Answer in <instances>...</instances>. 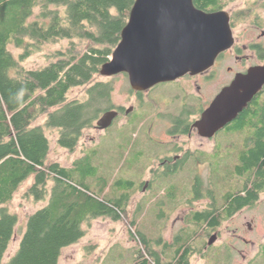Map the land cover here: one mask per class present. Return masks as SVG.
<instances>
[{
	"label": "trees",
	"instance_id": "1",
	"mask_svg": "<svg viewBox=\"0 0 264 264\" xmlns=\"http://www.w3.org/2000/svg\"><path fill=\"white\" fill-rule=\"evenodd\" d=\"M135 1L0 0V264L19 224L18 216L6 206L29 180L33 182L25 198L45 206L33 228L32 246L10 264H54L60 246L72 239L66 227L75 229L77 241L84 236L82 226L90 220L119 221L127 215L126 202L131 201V195L103 198L107 190L104 180L102 195L91 189L88 177L96 170L87 153L70 168L49 161L51 144L46 129L57 131L58 144L75 153L85 131L115 107L114 83L103 80L100 72L121 41ZM234 1L194 3L213 12L225 10ZM258 9L264 11V0L231 14L233 27L251 20ZM63 42L68 45L47 55L42 68L24 65L46 46ZM11 46L22 54L16 57ZM78 88L84 90V100L70 98V92ZM262 99L229 124L224 139L230 152L208 157L212 164L208 188L203 185L205 180H196L194 198L187 200L188 204L210 199L209 204L189 213L185 218L188 227L162 249L161 239L156 242L138 229L141 245L132 254L133 264H165L163 258L166 264H190L191 256L207 246L206 237L260 200L264 193ZM42 118L43 125L37 124ZM219 183L224 188L217 191ZM133 224L137 226L138 220ZM249 264H264V245Z\"/></svg>",
	"mask_w": 264,
	"mask_h": 264
},
{
	"label": "rangeland",
	"instance_id": "2",
	"mask_svg": "<svg viewBox=\"0 0 264 264\" xmlns=\"http://www.w3.org/2000/svg\"><path fill=\"white\" fill-rule=\"evenodd\" d=\"M256 1L236 0L229 3L225 10L233 14L250 7ZM256 25L259 26L257 30ZM234 28V34L241 44L256 41L262 37L264 31V11L258 9L251 20L242 22ZM67 45V42H63L46 46L40 53L29 58L24 65L29 69H40L47 64V55ZM11 50L16 57L22 54L13 46ZM230 61L233 63L232 59ZM102 79L113 81L114 103L124 105L126 90L130 87L129 80L123 75ZM69 95L71 99L86 98L84 90L79 88L72 90ZM262 96L264 97V94ZM44 120L45 118H42L37 124L43 125ZM158 123L163 126L162 122ZM149 125L148 122L145 124L136 122L133 126L125 125L120 119L106 130H98L95 125L94 128L85 131L75 153L58 144L57 131L46 129L51 144L49 161L59 162L62 166L70 168L77 159L87 153L90 164L96 170L95 174L88 177V183L96 194L102 195L104 180L107 182V190L102 195L103 198L117 199L122 195H131V201L126 202L127 215L122 220L116 221L111 218L90 220L82 226L84 236L77 241L73 234L75 229L66 227L65 230H69L72 239L60 246L54 264H133L132 254L141 245L137 237L138 229L156 242L161 239L163 245L160 249H162L166 243L173 244L178 234L188 227L185 218L189 213L201 210L209 204L210 199L193 201L192 204L187 202L194 198L195 194L193 187L199 173L196 161L189 163L180 176L155 182L148 194L139 191L149 163L144 160L138 161L137 150L141 147L148 148L149 144H155L157 148L162 146L160 141L151 138ZM219 137H222L221 140L224 142V149L221 152L223 154L224 151L230 152L228 148L231 146L227 144L224 135H219L218 139ZM198 141L202 140L198 139ZM198 141L195 140V144ZM203 143L208 153L216 152L213 150L214 141H203ZM209 172L208 164L200 168V173L205 178L203 185L206 188L209 186L207 179ZM32 182L33 180L26 182L12 202L6 206L11 213L18 216L19 224L3 264H10L18 254L32 246L30 243L34 239L33 228L39 223L37 222L41 217L39 213L45 206V203H35L25 198L24 194ZM223 188L220 183L216 187L217 191ZM136 220H138L137 226L133 224ZM215 234L218 239L212 246H208L211 236ZM205 240L207 246L201 253L196 252L191 256L190 264H249L255 261L264 245V193L254 207L246 208L225 221L217 232L212 233ZM154 246L156 249L159 247L155 243ZM163 262L167 263L166 258H163ZM14 264L17 262L15 261Z\"/></svg>",
	"mask_w": 264,
	"mask_h": 264
},
{
	"label": "water",
	"instance_id": "3",
	"mask_svg": "<svg viewBox=\"0 0 264 264\" xmlns=\"http://www.w3.org/2000/svg\"><path fill=\"white\" fill-rule=\"evenodd\" d=\"M234 45L231 14L226 10L206 12L194 0H136L121 41L100 73L105 78L125 74L132 90L146 91L211 69ZM263 90L264 65L237 75L196 124L200 134L214 137ZM117 116L116 111L105 113L97 129L110 128ZM217 239L213 235L208 246Z\"/></svg>",
	"mask_w": 264,
	"mask_h": 264
},
{
	"label": "flooded vegetation",
	"instance_id": "4",
	"mask_svg": "<svg viewBox=\"0 0 264 264\" xmlns=\"http://www.w3.org/2000/svg\"><path fill=\"white\" fill-rule=\"evenodd\" d=\"M231 26L234 32L232 22ZM258 28L256 25L255 29ZM234 37L233 48L221 54L211 69L158 84L146 91H135L130 86L126 90L125 104H115L111 109L118 113L115 121L120 119L125 125L133 126L136 122L150 123L151 138L162 144L158 148L155 144H149L148 148L141 147L136 152L139 162L144 160L149 163L139 191L148 194L155 182L180 176L185 167L195 161L199 167L196 179L205 180L200 168L205 164L212 165L208 157L219 153L223 155V138L218 139V136L224 135L229 125L214 137L206 138L200 134L196 124L217 96L233 83L237 75L247 74L251 68L264 65V55L261 54L264 50V31L262 37L248 44H241L235 34ZM231 59L233 63L229 62ZM122 75L128 79L127 75ZM263 92L264 90L251 103L263 100ZM159 121L163 126H160ZM198 139L202 141L199 142ZM195 140L198 141L196 144ZM203 141H214L213 150L216 152L208 153ZM210 176L211 171L207 179Z\"/></svg>",
	"mask_w": 264,
	"mask_h": 264
}]
</instances>
